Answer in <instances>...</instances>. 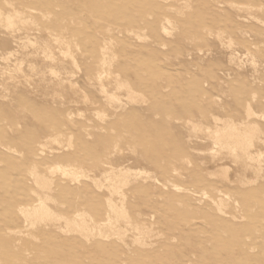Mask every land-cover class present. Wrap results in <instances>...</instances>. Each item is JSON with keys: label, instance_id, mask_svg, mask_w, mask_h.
Masks as SVG:
<instances>
[{"label": "rangeland", "instance_id": "1", "mask_svg": "<svg viewBox=\"0 0 264 264\" xmlns=\"http://www.w3.org/2000/svg\"><path fill=\"white\" fill-rule=\"evenodd\" d=\"M13 8L29 17L18 35L38 27L49 40L64 34L78 67L67 57V71L83 99L67 102L55 84L26 87V68L6 79L3 69L26 54L0 25V80H10L0 81V264H264V0H0L3 14ZM97 76L113 86L121 79L135 100L107 107ZM215 117L252 131L260 167L235 172L234 158L211 143L215 124H224ZM49 134L60 137L54 149L42 141ZM116 140L138 152L124 157L143 171L125 183L124 217L109 212L104 186L48 170L82 161L99 177L106 158L123 159L106 151ZM32 165L51 181L47 203L64 217L25 222L20 208L43 192ZM113 201L120 207L118 195ZM81 206L96 224L118 218L121 238L64 224Z\"/></svg>", "mask_w": 264, "mask_h": 264}, {"label": "bare ground", "instance_id": "2", "mask_svg": "<svg viewBox=\"0 0 264 264\" xmlns=\"http://www.w3.org/2000/svg\"><path fill=\"white\" fill-rule=\"evenodd\" d=\"M11 6V4H9ZM12 7V6H11ZM245 9V8H244ZM14 10V8H13ZM241 11V10H239ZM24 13V12H23ZM29 13V12H28ZM26 15V13H24ZM28 16V15H27ZM26 16V17H27ZM24 17V18H26ZM23 16H21V13L18 12V11H13L9 14H6V15H3V13L0 12V25L1 26H4L6 29H9L12 33L17 31V26H18V22H20L19 24L23 26V24L25 23L26 25L27 24V21L26 19H24ZM28 18V21H29V17ZM32 19V18H31ZM22 21H26V22H22ZM34 21V19L32 20ZM32 23V22H31ZM34 23V22H33ZM172 23V22H171ZM24 24V25H25ZM30 24V23H29ZM36 24V23H35ZM19 25V26H20ZM37 25V24H36ZM38 26V25H37ZM24 27V26H23ZM40 29V27H38ZM38 28H33L30 30V32H28L30 35L29 36H26V37H22L20 38L18 41H16L15 43L16 46H18L17 48V52H19L20 54L22 53L23 55L26 54L28 56L25 55V58L27 59L28 57V60H26L25 58H16V55H15V58H16V61L14 63V67H10V66H7L6 69H3L2 73H4V77L6 78H10L9 75H14V74H19V73H25V70L24 68H26L28 74H24L26 77V82H23L26 84L29 85V87H34V86H39V88L42 87L45 88V89H48L49 85L51 84H55V86L57 85L59 90L58 92H62L65 93L68 97V101L69 103H75L79 101V99H83L82 98V95H81V92L83 91H80L79 90V86L77 87V84L78 82H75L73 79L70 78V74L72 76V73L73 72L71 70V72L69 73L67 71V66H66V62L65 59L70 58V60H72V64H74V68L76 66L75 64V58H74V54H73V51L70 49V45H69V41L67 40V38L64 36V34H58L59 37H52L53 40H49V38L47 37V34H43V33H46L47 29L45 30V32L43 31V33L41 32V30H39ZM24 29V28H23ZM11 33V34H12ZM48 33V32H47ZM241 33V32H240ZM49 34V33H48ZM56 34V33H54ZM54 34H49L48 36H53ZM210 34V33H209ZM214 34V33H213ZM140 35V34H139ZM141 35H145V34H141ZM217 35V33H216ZM41 37H43L44 39H42ZM140 37V36H139ZM51 38V39H52ZM40 39V40H39ZM42 39V40H41ZM48 39V40H47ZM145 39V38H144ZM228 39V38H227ZM140 40V39H139ZM143 40V39H142ZM219 40V39H218ZM232 40V39H231ZM223 41V40H222ZM229 41V40H228ZM233 42V41H232ZM223 45V44H222ZM221 45V46H222ZM226 45L228 46V48H231L232 43L231 42H226ZM225 46V45H224ZM237 46V45H236ZM227 48V50H228ZM233 49V48H232ZM247 52V51H246ZM5 53V52H4ZM9 53V52H8ZM13 53V52H12ZM248 53V52H247ZM238 55V54H237ZM244 55V54H243ZM252 55V54H251ZM8 56V54H7ZM6 56V57H7ZM11 56H13V54H11ZM9 56V57H11ZM22 56V55H21ZM29 56H30V59H29ZM206 56V55H205ZM8 57V58H9ZM32 57V58H31ZM207 57V56H206ZM232 57V56H231ZM230 57V58H231ZM243 57V56H242ZM249 57V55H248ZM252 57V56H251ZM255 58V57H254ZM5 59V57H4ZM7 59V58H6ZM230 60V59H229ZM239 60V58H238ZM250 60V59H249ZM109 61V60H108ZM228 61V60H227ZM251 61V60H250ZM253 61V59H252ZM256 61V60H255ZM231 62V61H230ZM233 62V60H232ZM239 62V61H238ZM249 62V61H248ZM247 62V63H248ZM256 63V62H255ZM254 63V64H255ZM260 63V62H259ZM258 63V64H259ZM232 64V63H231ZM253 64V63H252ZM101 65V64H100ZM239 65V63H238ZM243 65V64H242ZM69 66V65H68ZM103 66V65H102ZM234 66V65H233ZM237 66V65H236ZM241 66V65H240ZM10 67V68H9ZM77 67V66H76ZM78 68V67H77ZM76 68V69H77ZM100 68V67H99ZM108 68V66H107ZM243 68V67H242ZM241 68V69H242ZM254 68V67H253ZM102 70V69H101ZM253 70H256V69H253ZM78 71V70H77ZM99 72V70H98ZM109 72V71H108ZM107 72V73H108ZM75 73V72H74ZM73 73V74H74ZM103 73V72H102ZM106 73V72H105ZM105 73H103L105 75ZM8 74V75H6ZM98 74V73H97ZM110 76H108L109 78H111V73H109ZM2 75V74H0ZM15 75V76H16ZM23 75V77H24ZM19 76V75H18ZM99 76V75H98ZM97 76V80L99 78L100 82L98 81V86H99V91H100V94L102 95V99H103V102H104V105H106L107 107H110V108H117V107H120L122 106L121 103L126 99V102L127 100H129L128 102H131L133 101L134 99V96L132 95L131 91L129 89H127V87L125 88L121 83V79L118 82H116L115 86L114 85V82H112L111 80H108V78L105 80V77L104 79L100 76L98 77ZM107 76V75H106ZM117 76V75H115ZM2 77L3 79L0 80L1 81V85H2V88L5 86V82L7 81H10V80H5V78ZM20 77V76H19ZM74 77V76H73ZM114 77V76H113ZM6 78V79H7ZM18 78V77H17ZM89 78V77H88ZM116 78V77H114ZM113 78V79H114ZM19 79V78H18ZM23 79V78H22ZM112 79V80H113ZM103 80H105L103 82ZM115 81H117V79H114ZM20 81V80H19ZM22 82V83H23ZM113 83V84H112ZM26 84V85H27ZM7 85V84H6ZM28 85L26 87H28ZM127 86V85H125ZM51 87V86H50ZM53 88V87H52ZM55 88V87H54ZM54 88L52 90H54ZM56 89V88H55ZM81 89V88H80ZM101 89V90H100ZM39 90V89H38ZM51 90V89H50ZM5 90H3L4 92ZM26 91V90H25ZM55 91V90H54ZM27 92V91H26ZM6 94V93H5ZM36 94V93H34ZM58 94V93H57ZM61 97L63 98L62 96V93H60ZM82 94H85V93H82ZM59 95V94H58ZM4 96V95H3ZM55 96V94L53 95ZM84 96V95H83ZM86 96V95H85ZM84 96V98H85ZM123 96V97H122ZM125 97V99H124ZM137 97V96H136ZM135 97V98H136ZM45 98V97H44ZM55 98V97H54ZM61 98V99H62ZM88 98V97H87ZM7 99V98H6ZM64 99V98H63ZM141 99V98H140ZM8 100V99H7ZM67 100V99H66ZM135 100V99H134ZM86 101L83 100L82 102ZM89 101V100H88ZM139 101V99L137 100ZM89 103V102H88ZM125 103V101H124ZM123 103V105H124ZM136 103V102H135ZM85 104V102H84ZM90 104V103H89ZM117 104H120V106H118ZM63 105V104H62ZM117 105V107H113ZM125 106V105H124ZM247 107V106H246ZM252 108V107H251ZM250 108V109H251ZM249 109V108H247ZM247 110V113L249 111V114L250 111ZM16 111V110H15ZM82 111V110H81ZM18 112V111H16ZM20 112H18L19 114ZM70 113V112H69ZM255 113V112H254ZM72 114V113H71ZM69 114V116L71 115ZM78 114V113H77ZM97 114V113H96ZM99 114V113H98ZM102 114V118L104 117L103 114L104 113H101ZM100 114V116H101ZM247 114V115H249ZM253 114V112H252ZM17 115V114H16ZM105 115V114H104ZM198 115V114H197ZM260 115V114H259ZM215 116V115H214ZM254 116V114H253ZM258 116V115H257ZM108 117V115H107ZM26 118V117H25ZM168 118V117H167ZM228 118V117H227ZM226 119V118H225ZM169 120V119H168ZM173 120V119H172ZM171 120V121H172ZM201 120V119H200ZM214 120H220L222 121L224 124L223 126H218L215 124V127L213 128V130H211L213 132V136L210 137V139H212L213 141L211 142L212 144H215L218 148H219V151H227L229 153V155L231 157H233L234 159L230 160L233 161L234 160V163L232 162V164H234V166L236 167L235 168V172L238 173L241 177H244V174L248 171V170H254V165H258V167H260L261 165V160H262V152L259 151L257 149V146L256 144L254 143H257V142H254V135L252 134L251 135V132H249L248 130H245L243 128H241L239 125H242V124H238V126H235V123L233 122V124L228 123L227 121H223L222 118L220 119V117H215ZM25 121V120H24ZM189 121V120H188ZM247 121V120H246ZM32 122V121H30ZM193 122V121H192ZM216 122V121H215ZM195 123V122H194ZM242 123V122H241ZM190 124V123H189ZM188 125V127L193 124L191 123L190 125ZM247 125V123H246ZM254 125V124H253ZM192 126V125H191ZM196 128H197V125L195 124ZM195 126H192V127H189V128H192V129H195ZM243 126V125H242ZM245 126V125H244ZM257 126V125H256ZM200 128V126H198ZM258 127V126H257ZM188 128V129H189ZM202 128V127H201ZM200 128V129H201ZM207 128V127H206ZM209 128V127H208ZM245 128H247L245 126ZM12 129V128H11ZM191 129V130H192ZM248 129H249V126H248ZM189 130V131H191ZM196 130V129H195ZM210 130V128H209ZM207 131V130H206ZM198 132H201V131H198ZM190 133V132H189ZM196 133V132H195ZM211 133V132H210ZM191 134L192 131H191ZM190 135V134H189ZM194 136H198V135H194ZM207 137V136H206ZM205 137V138H206ZM59 138L58 136H55L54 134L53 135H48V136H44L43 137V142L46 143V144H50V148L51 149H54V146L51 147L52 144H55V145H58L59 143L56 144V141L58 142L59 141ZM120 139V138H119ZM200 139V138H198ZM263 138L261 137H258V140L259 141H263L262 140ZM208 140V139H207ZM55 141V142H54ZM118 140H116L114 142V144L111 146L112 150L110 149V146H108L106 148V151L107 153L111 154V156H113V152L115 154V152H118L120 157L122 155L123 159L121 161V163L119 165H115L113 164L114 161L116 160H110V162H108L107 158H106V162H101L103 160L99 159L100 163L105 164V168L101 170V174L98 175L99 177L95 176V175H91L90 173V170L88 171L87 169V166H85V164L81 161H75L73 162V164H69V165H64L62 163H59V162H54L53 166L48 169L50 172H54L55 171H59L61 172L62 174L64 175H67L68 174H72L73 175V180H78L79 177L81 176H84V178H91V180L93 182H97L99 183V185L101 186H104L105 190H107L108 194H107V207H108V210L109 212H114V215L116 213H119L121 214L123 211H124V207H123V198L125 197V192H124V186H125V183L128 179L129 176L131 175H135V174H140L142 175L141 173L143 172L141 169H138L137 167L136 168H131V166L127 165L129 159L127 157H124L126 155V152H128V150H130V153H133L134 151L131 150V149H127L126 151L124 149H121L120 146H119V142H117ZM42 143V144H44ZM52 143V144H51ZM41 144V145H42ZM45 144V145H46ZM44 145V146H45ZM108 145V144H107ZM48 146V145H47ZM214 146V145H213ZM217 147H214L212 149V154H214V157L216 156L215 154H217V152H219L217 150ZM130 148V147H129ZM57 149V147L55 148ZM110 150L112 152H110ZM109 151V152H108ZM122 151H125V153H123ZM134 153H138L137 151L134 152ZM222 154V153H221ZM107 155V154H106ZM116 155V154H115ZM129 155V154H128ZM110 156V157H111ZM135 156V155H134ZM107 157H109V155H107ZM136 158V157H135ZM113 159H116V157H114ZM222 159V158H221ZM228 160V159H227ZM113 161V162H111ZM131 161V159H130ZM184 162V161H183ZM256 163V164H255ZM142 164V163H141ZM221 165V164H220ZM228 165V164H227ZM230 166V165H228ZM103 167V166H102ZM99 168V167H98ZM222 168V177L224 178H227V174H228V171H229V167H221ZM214 170H212L213 172ZM259 171V170H257ZM260 172V171H259ZM217 173H218V170H217ZM220 173V172H219ZM29 174L30 176L32 177V181L34 183L35 186H38L39 188L37 189H42V193L41 192H37L35 190H33L32 192L35 193V196H36V200L34 201L35 203L34 204H31L30 206H28L27 208H20L21 209V214H23L22 216L24 217V215L26 216L25 217V222H26V219H30V223L34 224L35 222L37 223V221H35L34 219L37 217V219H42L41 217H55V219H60L61 218V213L58 212V210H54L52 209L51 207H49V203L48 200H49V194L52 193V186H51V181L49 180V178H47L44 174L40 173L39 171H37L36 169V165H32V167L29 169ZM211 174V173H210ZM251 174V173H250ZM71 175V176H72ZM229 175V174H228ZM248 175V174H247ZM246 177H251V175H248ZM254 175V174H253ZM139 176V175H137ZM135 177V176H134ZM82 178V177H81ZM230 178V177H229ZM254 178V176H253ZM257 178V177H256ZM255 178V179H256ZM236 179V178H235ZM246 179V178H245ZM254 179V180H255ZM90 180V179H89ZM224 180V179H223ZM221 180V181H223ZM241 180V179H240ZM243 180V179H242ZM241 180V181H242ZM247 181V180H246ZM251 181V180H250ZM73 182V181H72ZM249 182V180H248ZM247 182V184H249ZM233 183V182H232ZM239 183V181H238ZM251 183V182H250ZM253 183V181H252ZM251 183V184H252ZM96 185V183H95ZM99 186V187H101ZM97 187V186H96ZM95 187V188H96ZM103 188V187H101ZM118 195L120 197V207L118 205H115V202L113 201V196L114 195ZM226 197V196H224ZM54 198V197H53ZM229 198V197H228ZM219 200V199H218ZM50 201V200H49ZM222 202V200H221ZM221 207V206H219ZM223 207V206H222ZM225 208V207H224ZM223 208V209H224ZM221 210V209H220ZM108 212V213H109ZM123 215V214H121ZM63 216V215H62ZM86 211L85 209L82 208H79L78 210H75L74 211V215H72L71 219H64V224H65V221H67L68 223H72L74 225V228H76L75 230H79V233L81 231H90V235H98L99 237H102L104 239L106 238H109L111 236H115L117 238H121L120 237V230L122 231V229H120L121 227L118 226V224L115 223V221H117L116 219V216H115V220L112 221L111 217L107 216L106 220H105V223H102L103 224H96L95 221L93 220L92 217H86ZM28 217V218H27ZM49 217V218H50ZM64 217V216H63ZM118 217V216H117ZM124 217V215H123ZM121 218V216L119 217ZM38 219V221H39ZM45 219V218H44ZM47 219V218H46ZM63 219V218H62ZM41 220V221H42ZM29 221V220H27ZM60 221V220H58ZM49 222V219L48 221ZM119 222V221H118ZM29 223V224H30ZM39 223V222H38ZM37 223V224H38ZM50 223V222H49ZM124 223V222H123ZM127 223L129 225V222L127 220ZM31 225V224H30ZM40 225V224H39ZM72 225V226H73ZM33 226V225H32ZM63 226V225H62ZM66 226V225H65ZM69 225H67L68 227ZM46 227H49V226H46ZM54 227V226H53ZM67 227L65 229H67ZM58 229V228H57ZM64 229V230H65ZM70 228H68L66 230V232L69 231ZM107 229V230H106ZM126 229V228H125ZM74 230V231H75ZM109 231V232H108ZM111 231V232H110ZM128 231V230H127ZM126 231V232H127ZM82 233V232H81ZM122 233V232H121ZM139 235H143L144 233L140 230L139 231ZM85 233L83 232V235ZM123 234H124V231H123ZM85 237H88L89 235L85 234L84 235ZM122 236V235H121ZM126 236V235H125ZM136 238V237H135ZM134 238V239H135ZM140 243V242H139ZM141 245V244H140Z\"/></svg>", "mask_w": 264, "mask_h": 264}, {"label": "crops", "instance_id": "3", "mask_svg": "<svg viewBox=\"0 0 264 264\" xmlns=\"http://www.w3.org/2000/svg\"><path fill=\"white\" fill-rule=\"evenodd\" d=\"M0 12L2 13V11L0 10ZM7 14V13H6ZM6 14H3V15H6ZM9 14V13H8ZM4 27V26H3ZM18 29H19V27L17 26V31H18ZM17 31H15L16 33H17ZM14 32V33H15ZM62 34V33H61ZM30 34L28 33V34H26V35H24V36H22V35H18V33H17V35H15L13 38L16 40V41H18L20 38H22V37H26V36H29Z\"/></svg>", "mask_w": 264, "mask_h": 264}]
</instances>
